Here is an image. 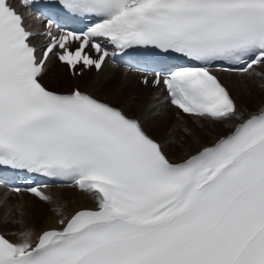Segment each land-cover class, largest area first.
I'll return each instance as SVG.
<instances>
[{
    "label": "snow or ice",
    "instance_id": "1",
    "mask_svg": "<svg viewBox=\"0 0 264 264\" xmlns=\"http://www.w3.org/2000/svg\"><path fill=\"white\" fill-rule=\"evenodd\" d=\"M39 3L0 0V175L62 181L94 206L65 214L52 184L0 179V224L17 226L0 232V264H264V104L242 110L218 75L264 80V0ZM118 55L165 102L227 131L203 143L180 123L161 142L124 107L44 82L53 61L80 77ZM178 132L197 147L176 161ZM25 191L56 227L26 224Z\"/></svg>",
    "mask_w": 264,
    "mask_h": 264
},
{
    "label": "bare ground",
    "instance_id": "2",
    "mask_svg": "<svg viewBox=\"0 0 264 264\" xmlns=\"http://www.w3.org/2000/svg\"><path fill=\"white\" fill-rule=\"evenodd\" d=\"M110 69L112 70V73L118 72V75L120 74L119 77L121 78V81H123L124 82L123 84H126L127 87H129L131 84H133V86L136 85L137 87L139 85V88H140L139 91H141L143 94L154 95L155 93H158V91L156 89L152 88L151 86H143L139 82L138 76H136L134 74H129L125 70L116 69V68L108 65L103 72L106 73V71H109ZM101 75H103V73H98L97 74L94 71H86L85 74L83 76H81V77H73V76L70 75L69 71L67 70V68L65 66L60 65L57 61H53L52 65L49 68V73L45 77V81L44 82H45V84L47 86L48 85L54 86L55 87L54 90H57V91H60L61 89H63L62 87L65 86V83H68V84H70V86L67 88L69 90L72 89L74 86H79L82 90H87V91L92 93L93 85L96 82V80L98 79V76H101ZM221 76L223 78L222 79L223 82L229 87L232 95L236 99L237 104L240 106V108L242 110L254 111L251 108H247L246 107L247 106V102L250 103V101H249V99L246 96L243 95L242 84H240V82H238V80L236 79V77L238 78V76H236L235 74L229 75V74H226V73H222ZM257 79H259V81H261V83L264 82V80H261L259 77H257ZM125 80L130 82V84L128 85L127 83H125ZM89 86L92 88V90H91V88ZM243 91H245V90H243ZM104 94L108 95L109 91L108 90H104L103 91V95ZM162 94H163L164 97L166 96L165 93H162ZM117 95H118V93H115V96H114L115 98H114L113 101H115V103L118 106L124 107L129 115L134 116V117L139 118V119H141L140 116H142V117L144 116L143 114L142 115L139 114V110H138V113L134 112V114L131 113L130 111H128L129 107L127 106V104L130 101L129 100L130 98H128V97L125 98L126 101L128 100L127 102L122 101V102H118L117 103V101H116ZM140 95H141V93H140ZM144 99H145V97H144ZM144 99H142V100H144ZM144 104H145V102H144ZM144 104L140 103V105H143V106H144ZM261 104H264V103H261ZM134 105L140 106L139 103H135ZM132 107L134 108L133 105H132ZM168 107L170 109V110H168V113L170 115L167 116L166 120H169L168 118H170V120H171V118L174 117L173 115H177V117H179L180 119L182 118L181 120L183 121V123L187 124L190 128H192V130L199 137L198 124L202 123L203 120H196V119L190 118L188 116L181 115L177 110H175L174 108L170 107L169 104H168ZM150 109H152V108H150ZM178 113H179V116H178ZM142 122H143V120H142ZM144 124H145V130H147L148 128L146 127L147 126L146 121H145ZM170 125H172V124H170ZM209 131H211V133L209 135L211 137H209L208 139H206V138L202 139V138L199 137L203 143L210 142L216 136L226 132L227 129H225L221 125L220 126L216 125V127H214V129H209ZM163 139H165V138L163 137V135H161V138H160V140L158 139V141L163 142L164 141ZM190 142L192 143V141H190ZM191 143H189L188 147L185 148L184 151H181L178 148L173 150V148L170 147L169 145L166 148V151L168 152V154L170 155V157L172 159H174L176 161H179L182 157H186L191 152H194L196 150L197 145L193 144V143L191 144ZM49 191L56 195V197L59 200L60 204L63 206V210H64L65 214H71L75 210H78V209H80L82 207H85V206H89V207L93 206V202L86 195H84L83 193L77 192L75 189H71V188H57V189H52V190H49ZM15 199H17L16 202H18L19 204L23 205V207L25 209L24 220H25L26 224L29 227H32L33 229H35V231L37 233H39V231L41 229H48V228L57 226L56 221H57L58 217L56 216V214L54 212H50V211L47 212L46 211L45 207L47 205L45 203L39 201L35 197H32V196H30L28 194H21L20 196L15 197ZM37 207H42V208H41V210H36L35 211V208H37ZM4 211H5V209L0 208V216L3 215ZM15 218H16V214H15V212H13V215L11 216V219H15ZM36 220H39L40 222L37 221V223H36ZM9 230H17V227H14L11 223H2V224H0V231L1 232L7 233ZM9 238L10 239H14V240L16 239V237H14V236H10Z\"/></svg>",
    "mask_w": 264,
    "mask_h": 264
},
{
    "label": "rangeland",
    "instance_id": "3",
    "mask_svg": "<svg viewBox=\"0 0 264 264\" xmlns=\"http://www.w3.org/2000/svg\"><path fill=\"white\" fill-rule=\"evenodd\" d=\"M119 75H118V72L112 73L111 69L109 71H106V73L103 72V75L98 76V79L94 83L92 93L99 96L102 99L105 98L106 101L112 102L115 105H117L115 103V101H113L115 98L114 97L115 93H118L117 98H116L117 103L122 102V101L127 102L128 100L126 101L125 98L126 97L130 98L129 103L127 104V106L129 107L128 111H130L131 113L134 114V112L138 113V110H139V114L144 115L143 117L140 115L139 116L141 117V119L143 120L144 123L146 121V124H147L146 127L148 128L146 131H148L150 133V135L155 137V139H157V140L158 139L160 140L161 135H163V137L165 138L163 140L165 142L173 140V137L169 134V130L171 128H173V126H176L180 123H183V121L179 117H177V115H173L174 117L171 116L173 118V119L171 118V120H170V118H168L169 120H166L167 116L170 115L168 113V110H170V109L168 107L167 102L164 101L163 94L159 93V92L155 93L154 95L143 94L141 91H139L140 90L139 85L137 87L136 85L133 86V84H131L129 87H127L126 84H123L124 82L121 81V78L119 77ZM236 79L238 80V82H240V84H242V89L245 90V91L242 90L243 95L246 96L250 101V103L247 102V106H246L247 108H251L252 110H255L257 107H259L261 105V103H264V88H261V86H260L261 84H264V82L261 83V81H259V79H257V77L254 79H251V80H247V79H244L241 77H238V78L236 77ZM125 83H127L128 85L130 84V82H128L127 80H125ZM48 86L50 88H52L53 90L55 89V87L52 85H48ZM69 86H70V84L65 83V86L62 87L63 89H61L60 91H68L69 89H67V88ZM91 90H92V88H91ZM104 90H108L109 94L103 95ZM140 93H141V95H140ZM144 97H145V99H144ZM142 99H144V100H142ZM134 102L139 103V105H140V103L144 104V102H145V104H144V106L143 105L136 106V105H134L135 104ZM132 105L134 106V108L132 107ZM150 108H152V109H150ZM170 124H172V125H170ZM183 124H185V123H183ZM214 127H216V125H213L211 122L209 123L208 121H203L202 123L198 124L199 137L202 139H205V138L208 139L209 137H211V136H209L211 133V131H209V129H214ZM182 136H183V134L178 132L175 135V142L169 144V146L172 147L173 150H175L177 148L176 147L177 143H181V142L183 143L185 140H187V144H186L185 148H187L189 143H191L190 142V141H192L191 139H188V138H186L184 136L182 137ZM192 143H193V141H192ZM16 201H17V199L14 198V202H16ZM51 207L52 206L47 205L45 207L46 211L47 212L48 211L53 212L51 210ZM41 208L42 207H37V208H35V211L41 210ZM37 221H39V220H36V223H37ZM12 225L14 227H17L14 224H12Z\"/></svg>",
    "mask_w": 264,
    "mask_h": 264
}]
</instances>
